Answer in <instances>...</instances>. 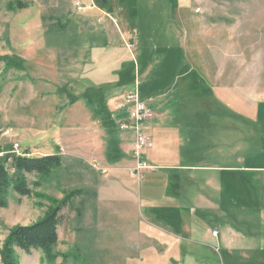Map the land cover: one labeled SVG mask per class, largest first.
<instances>
[{"label": "rangeland", "instance_id": "obj_1", "mask_svg": "<svg viewBox=\"0 0 264 264\" xmlns=\"http://www.w3.org/2000/svg\"><path fill=\"white\" fill-rule=\"evenodd\" d=\"M121 1L130 8L137 30L129 44L137 49L138 68L149 72L143 88L124 89L132 78L130 72L117 83L98 81L94 73L99 68L92 65L90 56L41 47L42 34L76 28L74 0H0V158L8 154L61 157L60 167L48 177L26 176L31 189L28 197L8 195L6 207L0 208V249L12 228L40 221L53 206L51 200L60 203L74 193L60 212L54 260L48 262L39 251L26 255L15 250L17 264H131L127 258L131 251L111 231L107 216L110 168L122 160L108 158L115 148L126 151L120 148L125 137L119 128L123 120L118 121L115 113L121 104L120 110L126 113L128 93L144 101L148 82L157 94L173 91L177 74H171L172 56L183 65L176 81L181 100L176 119L190 139L183 154L197 147L194 155L187 154L194 156L193 162L204 158L203 164L222 167L264 153V129L255 125V109L247 111L241 101L243 97L264 101V0H179L175 10L163 0ZM17 2L26 8L7 9ZM164 51L171 56L167 61L162 58ZM8 57L21 59L23 70L7 68L1 59ZM122 158L133 159L125 154ZM221 172L180 176L184 178L181 199L191 202V196L203 193L217 198L219 207L213 213L190 207L186 220L208 228L230 225L240 231L232 234L235 255L214 256L219 264H264V172ZM174 175L171 178L176 180ZM140 177L136 194L142 211L153 202L151 197L163 200L160 197L168 189L165 183L155 182L160 174L146 170ZM206 179L224 183L219 194L203 185ZM173 190L176 193V185ZM119 209L115 222L124 217V209ZM159 209L164 215L163 204ZM152 220L164 225L162 220ZM244 241H251L256 249L248 250Z\"/></svg>", "mask_w": 264, "mask_h": 264}, {"label": "crops", "instance_id": "obj_2", "mask_svg": "<svg viewBox=\"0 0 264 264\" xmlns=\"http://www.w3.org/2000/svg\"><path fill=\"white\" fill-rule=\"evenodd\" d=\"M163 1H167L173 10L180 6L179 0ZM74 5L76 9L73 20H75L76 28L66 32L42 34L41 47L47 50H67L90 56L92 65L99 68L94 73L95 79L98 81L106 79L107 82L117 83L123 78L124 73L130 72L132 78L124 85L125 90L146 86V76L149 72L138 68L136 62V57L139 56L136 54L138 53L136 52L137 49H134V51L133 46L129 44L133 34L138 35L137 30H135L136 27L132 26L130 20V8L121 0H74ZM80 27H84V29ZM39 32L41 33L43 30L40 28ZM137 45H139V42H137ZM166 51L162 54H166ZM169 56L168 53L163 55L162 58L167 61ZM172 57L170 65H174V67L171 74L173 76L177 74L173 84L174 90L170 91L169 88L165 90L166 92L157 94L149 86L151 83L148 82L147 93L143 99L148 108L159 115L157 119L144 127L145 133L152 144V147L144 154L145 162L148 165L146 170L149 173L160 174L161 177L155 178V182L159 185L165 183L164 186L168 189L167 193L160 197L164 198L163 200L151 197L153 202L146 203L141 211L139 205L142 201L136 193L142 177L137 178L139 175L132 173L136 167L135 160L121 158L119 164L111 166L110 170L113 171H111L113 174L107 180L108 186L111 188L106 199L110 203L107 210L108 224L111 231L114 230L117 234V238L122 239L123 248L131 251L130 258L127 257L130 259L131 264H135L136 261V264H147V261H149L148 264H219L214 256L220 254L228 257L235 255L237 243L232 234H240V231L230 225L217 224V228L216 226L208 228L190 224L191 221L186 220L190 217V207L193 210H209L212 213L219 212V207L215 204L217 198H210L203 193H196L191 196V202L181 199V186L184 178L180 176L191 175L195 172L222 173V170L225 171L223 172L224 175L236 171L243 174L264 172V153H259L253 158L248 156L245 160L243 158L238 159L235 165H223L222 167L205 165L203 164L204 158H197L198 161L193 162L194 156H190V158L187 157V154L194 155L197 152V147L183 154V147L190 142V139L185 138L187 133L183 134L184 129L176 119L177 113L180 111L178 108L181 101L176 81L181 76L183 65L182 63L180 65L176 63V56ZM175 64H177V67H175ZM172 75H169V77L174 78ZM243 99L241 101H243L242 104L246 106L247 111L250 109L256 111L255 125L264 129V101L248 100L245 97ZM110 102L112 101L110 100ZM119 107L121 108L123 105L121 104ZM120 108L116 111L115 117H118V121H125L127 114ZM121 134L125 137L124 142L121 141L120 143V148L126 150L125 152L122 150L121 154L132 158L131 137L126 133L121 132ZM153 148L156 153L154 151L150 153ZM148 158H152L150 159L151 164L147 162ZM189 160H192V162ZM165 172H168V174H165ZM171 173L178 175L176 180L171 178ZM185 180L189 182L187 178ZM206 180L203 185L206 187L211 186V190H216L219 194L221 184L215 180ZM223 184L222 186H224ZM173 185H176V193L172 192ZM171 187L172 189H170ZM149 188L150 182L147 189ZM146 196L150 197L151 195ZM136 202L137 206L135 205ZM99 204L103 206L101 199H99ZM162 204L164 215L161 216L158 211L161 210L159 208ZM187 205L190 206L187 207ZM120 207L124 209V217L121 218L120 222H115ZM98 211L100 212V210ZM103 215L100 213L98 218L102 219ZM152 217L162 220L164 225L161 222H154ZM170 218L174 219L173 222L168 220ZM101 219H99L97 229L99 233L103 228ZM141 219L145 221L144 224L140 221ZM213 232L217 233L216 237H213ZM244 237L253 238L252 235ZM244 243L250 246L247 248L248 250L253 251L256 249L251 241H244ZM200 251H203L204 254ZM134 253L136 254V261H133Z\"/></svg>", "mask_w": 264, "mask_h": 264}, {"label": "trees", "instance_id": "obj_3", "mask_svg": "<svg viewBox=\"0 0 264 264\" xmlns=\"http://www.w3.org/2000/svg\"><path fill=\"white\" fill-rule=\"evenodd\" d=\"M26 7L17 2L15 6L9 5L8 10H22ZM6 60L7 68L23 70L24 62L17 58H2ZM108 159L110 162L119 161L122 158L120 149H114ZM61 157L58 154L43 157H27L17 155H5L0 158V208L7 205V197L10 193L20 197H28L31 193L27 175L48 177L50 173L59 168ZM60 203L53 202L45 216L38 222L29 226H17L12 228L5 237L0 249L1 264H17L15 250H20L26 255L33 251H39L48 262L54 260L53 250L58 244L57 227L61 223V210L66 206L69 197Z\"/></svg>", "mask_w": 264, "mask_h": 264}, {"label": "built area", "instance_id": "obj_4", "mask_svg": "<svg viewBox=\"0 0 264 264\" xmlns=\"http://www.w3.org/2000/svg\"><path fill=\"white\" fill-rule=\"evenodd\" d=\"M127 117L120 125V131L131 137V156L136 162L133 174L140 175L144 170L148 169L145 162L144 154L152 147L150 138L145 133V125L153 122L158 118V113L149 109L134 93H128L124 99ZM217 233L213 232V237Z\"/></svg>", "mask_w": 264, "mask_h": 264}]
</instances>
